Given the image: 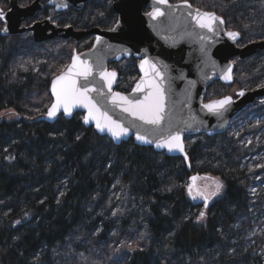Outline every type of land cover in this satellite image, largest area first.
<instances>
[{"label":"trees","instance_id":"obj_1","mask_svg":"<svg viewBox=\"0 0 264 264\" xmlns=\"http://www.w3.org/2000/svg\"><path fill=\"white\" fill-rule=\"evenodd\" d=\"M168 1L215 13L240 43L264 41V0ZM116 21L110 0H95L60 25L109 29ZM66 43L65 68L74 50ZM48 46L0 36V114L15 117L0 119V264H264V99L223 135L187 137V165L133 139L116 146L85 127L81 113L41 120L50 103L34 100L49 99L61 73ZM137 65H112L117 91L131 90ZM262 86L264 52L235 62L233 83L215 82L206 101ZM205 178L222 185L207 206L189 195ZM127 240L143 246L115 255Z\"/></svg>","mask_w":264,"mask_h":264},{"label":"water","instance_id":"obj_2","mask_svg":"<svg viewBox=\"0 0 264 264\" xmlns=\"http://www.w3.org/2000/svg\"><path fill=\"white\" fill-rule=\"evenodd\" d=\"M91 0H51L50 4L56 7V11H64L70 8L80 10L84 4ZM12 11L4 17L8 26L3 35L21 34L25 29H19L22 19L32 17L38 10V2L26 9L17 6V0H11ZM159 9L163 15L154 19L150 13ZM112 11L117 15L116 23L108 30L94 28L89 31L78 32L73 28L57 29L50 21L37 24L30 29L33 32L35 43H43L55 38L80 42L94 36L92 47L82 53H74L69 65L64 72L56 76L50 84L49 94L52 104L56 98L52 92L53 81L57 77L67 73L73 63V58L85 62L92 69V74L85 80L76 77L77 87L88 84L89 96L101 113H107L112 119L121 123L128 129V135L116 140L105 130L100 132L94 120L83 124L87 128H93L102 137L109 138L114 145L119 146L133 139L134 144L142 148H152L156 153H165L170 158H182L189 165L186 152L185 139L205 135L215 137L226 133L232 121L242 112L252 108L258 101L264 99V86L253 90H241L236 93V98L226 96L213 101H206L208 89L215 83L224 85L233 83L235 66L234 59L244 61L264 51V41L250 43L242 48L238 47L240 35L232 39L224 20L212 12H206L193 7L188 2L172 4L167 0L166 4L157 3L156 0H112ZM210 13L223 20L217 21L214 31L201 29L196 23L197 14ZM97 37L100 38L97 42ZM131 58L139 61L137 66L139 79L128 93L116 90L119 80L116 70H110V65L127 61ZM147 61L148 63H144ZM143 63V68L141 67ZM155 65L161 77H157L151 70ZM115 73L111 85V91L100 72ZM230 76V79H225ZM154 81L159 84L164 94L163 120L158 130L152 125L144 124L133 118L129 113L121 111L120 107L112 103L114 93H120L132 101H142L150 89L144 85L145 81ZM137 84H142L143 90L136 91ZM243 93V95H240ZM231 98V103L226 109L217 113H211L207 104L215 101ZM51 104V106H52ZM50 106V108H51ZM49 108V109H50ZM48 109V111H49ZM47 111V113H48ZM81 113L83 117L88 115V109L80 106L72 108L70 116L64 115L63 108L56 116L48 115L41 120L51 122L60 115L70 120L74 115ZM140 132L153 143H143L136 139V133ZM179 134L184 151L169 152L167 148H157L155 142L165 138L169 134ZM196 178V177H193ZM192 178V181L194 179Z\"/></svg>","mask_w":264,"mask_h":264},{"label":"snow or ice","instance_id":"obj_3","mask_svg":"<svg viewBox=\"0 0 264 264\" xmlns=\"http://www.w3.org/2000/svg\"><path fill=\"white\" fill-rule=\"evenodd\" d=\"M157 3L166 4L167 0H156ZM154 19L156 16L163 15L159 9L154 10L150 13ZM0 19H3V15L0 14ZM196 23L201 29H207L209 32H213V25L219 21L223 23V20L219 17L210 14L203 13L197 14ZM237 33L229 32L228 36L232 39L237 37ZM100 38L97 37V42ZM144 63H148L144 61ZM143 63L141 67L143 68ZM151 70L157 77H161V73L156 70L155 65H151ZM92 74V69L85 62L79 61L78 57L73 58V63L69 67L67 73L57 77L52 84V92L56 98V102L52 104L47 115L49 118L56 116L57 112L63 108L64 115L70 116L72 114V108L76 106L84 107L88 109V115L84 117V123L87 124L91 120H94L96 127L100 132L107 130L114 139L120 140L122 137L128 135V129L124 127L121 123H118L115 120H112L107 113H101L97 108L96 104L93 103V100L89 96V92L94 89H90L88 84H83L77 87L76 77H83L85 80ZM115 73L100 72L101 79H104L109 91H111V85ZM162 79V77H161ZM225 79H230V76H226ZM146 85L150 91L144 97L142 101H132L128 97L122 96L120 93H114L112 96V103L120 107L121 111L129 113L133 118L142 121L144 124L152 125L155 130H158L161 121L163 120L164 108V94L163 90L159 84H156L154 81H145ZM142 84H137L136 91H142ZM243 95V93H240ZM231 103V98H225L223 100L215 101L214 103L207 104L204 107L208 109L211 113H219L220 110L226 109V106ZM136 139L143 143H153L154 141L149 140L145 135H142L139 131L136 133ZM157 148H167L169 152L180 151L183 152V144L181 142L180 135L169 134L163 139H160L155 142ZM195 180V178H193ZM222 185L216 184L215 189L211 192L196 190L195 195H193V188L189 187V195H193V199L197 197L205 201V206L211 196H214L219 193ZM203 217V213H201Z\"/></svg>","mask_w":264,"mask_h":264},{"label":"flooded vegetation","instance_id":"obj_4","mask_svg":"<svg viewBox=\"0 0 264 264\" xmlns=\"http://www.w3.org/2000/svg\"><path fill=\"white\" fill-rule=\"evenodd\" d=\"M93 1H95V0H91L90 2L84 4L83 7L80 10H75L74 8H70V9H67V10H64V11H56V7H54V6H52L50 4L51 0H17V6L20 9L30 8L36 2H38V10L35 12V14L32 17L21 20V23L19 25V29L20 30L21 29H25V31L23 33H21V34H11V35H6L5 36L2 33L5 30V28L8 26V23L6 21H4V17L12 11V5H11V0H0V14L3 15V19H0V36L2 38H5L9 43H12L14 41H20V40H32V42L34 44L41 45V43H35L34 38H33V32L30 31V29L32 27H34L35 25H37V24L44 23L45 21H50V24L51 25H55L57 29L73 28L75 31L82 32L84 30H76L72 26H64L63 27V26L60 25V22H61V20H63V18H68L69 15H71L72 13H75V12L80 13V12L84 11V9L90 3H92ZM94 28H99V27H92V28L88 29V31L91 30V29H94ZM99 29L108 30V29H102V28H99ZM88 38L92 39V44H93L94 39H95L94 36H91V37H88ZM88 38H86V39H88ZM86 39H84V40H86ZM58 40H64V39L55 38L54 40H50V41L54 42V41H58ZM84 40H82V41H84ZM64 41L73 44L74 50H73V53H72V57H73L74 53L79 54V53L88 51L92 47V45H91V47L89 49L83 50L81 52H77L76 48H77V46L79 44H81L82 41H80L78 43L73 41V40H64ZM72 57H71V59H72ZM71 59H70V61H71ZM116 64H119V63H116ZM138 64H139V61H138ZM110 70H116V69H114L112 67V65H110ZM118 77H119V74H118ZM118 83H119V80H118Z\"/></svg>","mask_w":264,"mask_h":264},{"label":"rangeland","instance_id":"obj_5","mask_svg":"<svg viewBox=\"0 0 264 264\" xmlns=\"http://www.w3.org/2000/svg\"><path fill=\"white\" fill-rule=\"evenodd\" d=\"M110 3H111V5H112V0H110ZM100 7H102L103 8V5H101ZM261 12H263V10L261 9ZM91 15V12H88L87 14H86V20H92L94 17H91V18H89V16ZM71 20H74L73 19V16H71ZM88 18V19H87ZM78 23V22H77ZM66 26H69V25H66ZM113 25H111V26H109V28H111ZM84 31L86 32V31H88V29L86 30V29H84ZM62 42H60V44L59 43H53V41H50V40H48V41H45V42H43V44L44 45H46L47 43H49V46H48V48H51V49H54V51H55V54L53 55V62H54V64H53V67H55V69L56 70H59L58 72L60 73H62V72H64L65 71V64L67 63V60H68V55H69V45H67V43L64 41V40H61ZM52 42V43H51ZM42 44V43H41ZM91 45H92V39L91 38H88V39H86V40H84V41H82L81 42V44H79L78 46H77V48H76V50H77V52H81V51H83V50H86L87 48H89V47H91ZM246 45H248V44H243V43H239L238 44V47H243V46H246ZM73 49V48H72ZM239 60L238 59H234L233 60V64H234V66H235V62H238ZM124 62V61H123ZM57 63H59V64H61V66H64L63 68H61L59 65H56ZM113 65V64H112ZM65 68V69H64ZM129 70L128 69H126V68H123V73L124 74H129ZM60 73V74H61ZM59 75V74H58ZM125 79H126V82L128 83L129 82V78L127 77V76H125ZM126 84V83H125ZM125 87H126V85H124ZM258 88H260V87H258ZM258 88H255V89H258ZM240 90H239V88L238 87H233V88H231V90L228 92V95L227 96H230V97H232V98H236V93L237 92H239ZM249 91V90H248ZM128 93V92H127ZM36 103H38V104H43V103H45V102H47V103H50V106H51V104H52V99H51V97H49V99L46 97V96H43V97H41V98H39V99H35L34 100ZM260 101H262V100H260ZM50 106L47 108V111H48V109L50 108ZM254 107V106H253ZM252 107V108H253ZM9 113L10 112H4V113H2V114H0V119H5L6 121H12V120H14V118L15 117H13V116H11V117H9ZM47 114V113H46ZM46 116V115H45ZM220 184L218 181H215V180H213V179H208V178H205V179H202V180H198L196 183H192V188H193V195H195V193H196V190L197 189H199L200 191H204V192H211V191H213L214 189H215V185L216 184ZM220 192H222V187H221V189H220V191H219V193L218 194H216L217 196L218 195H220L221 193ZM216 195H214V196H211L210 198H209V200L210 199H212L213 197H215ZM199 200H202V201H204L203 199H201V198H199V197H197ZM196 198V199H197ZM208 200V201H209ZM205 202V201H204ZM203 223H204V220H203V217H200L199 218V221L197 222V225H203ZM143 245H141V242H133V240H127V244L126 245H115V249L113 250L114 251V253H115V255H123V253H125L127 250L128 251H131L132 249H135V248H141ZM114 248V247H113Z\"/></svg>","mask_w":264,"mask_h":264}]
</instances>
